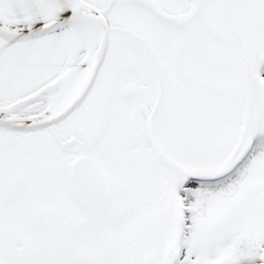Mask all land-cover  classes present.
I'll use <instances>...</instances> for the list:
<instances>
[{"label":"snow or ice","instance_id":"obj_1","mask_svg":"<svg viewBox=\"0 0 264 264\" xmlns=\"http://www.w3.org/2000/svg\"><path fill=\"white\" fill-rule=\"evenodd\" d=\"M0 264H264V0H0Z\"/></svg>","mask_w":264,"mask_h":264}]
</instances>
